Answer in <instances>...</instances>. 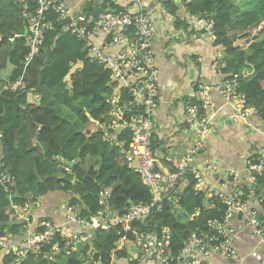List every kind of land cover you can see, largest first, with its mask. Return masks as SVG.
<instances>
[{"label":"trees","instance_id":"obj_1","mask_svg":"<svg viewBox=\"0 0 264 264\" xmlns=\"http://www.w3.org/2000/svg\"><path fill=\"white\" fill-rule=\"evenodd\" d=\"M159 1L163 3L166 0ZM233 2L189 0L186 9L191 17L210 16L215 38L213 48L222 53L223 73L238 76L239 92L245 95L247 105L255 110L258 119L264 122V0ZM172 3L167 2V10L175 6ZM21 13L22 7L15 0H0V72L6 69V59L9 58L12 69L7 82L23 75L27 87L25 92L0 88V168L11 176L5 186L0 184L1 229L8 227L12 236L22 235L24 225L12 218L10 207H24L31 202L28 198L31 188L37 189L33 202L55 191L68 194V206L77 207L78 216L86 221L99 211L119 216L130 206L149 202L152 198L149 190L142 184L139 174L128 168L122 153L127 149L129 134L122 132L114 138L116 133L107 128L112 118V107L106 100L116 88L110 83L109 68L92 61L83 43L57 29L45 33L39 53L22 74L21 62L29 49L25 44L27 27ZM87 14L97 16L102 13ZM170 14H175L172 8ZM48 20L55 22V17L50 15ZM7 34L13 35L14 39L1 41V37ZM76 62H82V68L71 77L70 83L64 82L70 67ZM4 83L0 81V86ZM67 86L68 90L65 89ZM30 90L38 94V102L31 101ZM78 100L90 103L88 115L83 106L77 104ZM61 109L74 117L79 130L60 116ZM98 125L103 131H98ZM87 156L97 159L98 170L85 171L77 164L62 179H55L60 165L58 159L72 162L76 157L83 159ZM255 179L258 186L264 185V175ZM194 183L193 178H186L181 191L164 197L161 212L143 223L131 225L137 233L152 235L158 241L166 240V253L170 258H175L182 251L190 233L213 235L208 224L219 222L225 213V207L219 202H214L210 208L204 206L207 194L194 192ZM263 205L259 207L261 214L264 213ZM175 210L186 220L179 219L174 214ZM36 230L41 231L39 228ZM78 232L82 235L90 233V245L69 252L67 246L56 238L39 255L43 259L44 255L53 253L54 260H37L33 253H29L21 264H83L91 252H94L95 260L111 264L110 251L120 238L133 246L134 234L118 228L107 231L83 228ZM52 245H57L56 252H51ZM115 255L116 258H126L127 252L117 251ZM61 256L66 257L63 262L58 260ZM4 260L8 264L14 257L7 254Z\"/></svg>","mask_w":264,"mask_h":264},{"label":"built area","instance_id":"obj_2","mask_svg":"<svg viewBox=\"0 0 264 264\" xmlns=\"http://www.w3.org/2000/svg\"><path fill=\"white\" fill-rule=\"evenodd\" d=\"M15 1L22 7L21 15L27 27L25 44L29 52L21 62L22 74L39 53L45 33L57 29L83 43L92 61L109 68L110 83L116 85L114 94L106 100L112 107L111 125L122 123L128 130L130 142L123 153L127 161L137 162V172L152 198L147 203L130 206L125 214L119 216L99 211L89 221L80 218L75 207L67 206L64 223L55 224L43 219L38 227L41 231H36L20 243L13 242L0 233V251H10L20 260H24L28 253H33L35 259H40L43 248L59 238L69 252H76L77 245L84 242V235L78 230L90 226L92 229L107 231L118 228L123 232L133 233L132 244L136 253L128 254L127 260L130 263L144 260L148 264H201L213 254L228 259L236 256L235 235L229 223L231 217L237 215L241 216L240 221L250 238L256 241L251 249L252 257L264 264V213L259 211V207L264 204V185L258 186L255 179L264 175L262 156L245 158V177L238 172H228L223 191L205 186L203 175L196 168L198 155L205 151L204 140L215 131L213 127H209V90H216L230 104L231 120L244 121L254 110L247 105L245 95L238 90V76L223 73L220 52L213 60L210 71L214 76H220L221 81L196 89L184 106V125L190 130H197V142L182 160L168 158L169 170L164 172L157 170L151 147L159 92L158 72L154 61L155 26L150 11L140 8L135 13L112 11L88 16L87 13H75L63 0ZM136 3L139 5V0ZM50 15L55 17V22L48 20ZM212 26L211 21L200 20L195 23L194 29H204L214 39ZM111 49L116 51L109 52ZM4 90L25 92L23 75L6 85ZM38 100L37 96L34 102ZM130 112L132 115L127 118L126 114ZM189 177L195 180L193 190L208 194L213 201L221 203L225 207V213L220 222L208 224L213 235L199 236L196 232L190 233L182 251L175 258H170L166 253V240L158 241L152 235L137 233L131 225L135 222L143 223L150 216L161 212L164 197ZM8 180H11V176L0 168V184L5 186ZM24 211L20 207H12L16 218ZM71 227H76V231H72ZM126 246L129 244L120 238L110 251L111 259L116 258L117 251L126 250ZM56 251L57 245H52L51 252ZM52 254L44 255L43 259L51 260ZM84 263L102 264L95 260L94 252L84 258Z\"/></svg>","mask_w":264,"mask_h":264},{"label":"crops","instance_id":"obj_3","mask_svg":"<svg viewBox=\"0 0 264 264\" xmlns=\"http://www.w3.org/2000/svg\"><path fill=\"white\" fill-rule=\"evenodd\" d=\"M65 5L75 13H105L111 11H126L135 13L140 8L150 11L151 19L155 26L154 61L158 72V102L154 112V134L152 149L157 163V169L168 171V158L182 160L197 142V130H190L184 125V106L194 91L202 86L221 81L220 76H214L210 66L219 51L213 48V38L204 29L196 31L195 23L201 17H191L186 9V2L177 0L171 8L166 9V4L171 0H63ZM204 20V19H203ZM111 49L109 52H115ZM221 57L222 53L220 52ZM223 62V60H222ZM224 63V62H223ZM3 73L0 72V76ZM1 88V86H0ZM1 90V89H0ZM210 107V128L215 131L203 142L205 151L198 155L196 168L203 175L205 186L212 190H224L223 184L227 180L228 172H238L246 176L245 158L252 155H261L264 159V122L258 119L253 110L246 120H231V106L216 90L208 93ZM37 95L31 94V101ZM81 105V104H80ZM84 110V109H83ZM84 112L88 115L89 112ZM73 125V124H72ZM74 129L79 130L75 123ZM97 129H99L97 127ZM21 131L18 134L21 141ZM78 158V157H76ZM75 158V159H76ZM2 160L0 142V166ZM128 168L134 172L137 162L125 161ZM85 171L98 170L99 164L95 157L79 159L78 163ZM67 170L60 164L55 174V179H62ZM179 186L178 192L181 191ZM37 189L29 190L28 198L32 200L26 204V211L20 219L24 225L21 236L13 239L18 241L32 235L43 219H48L55 224H62L66 220L68 194L52 192L38 198ZM77 208V207H76ZM77 210V209H76ZM264 210V205H263ZM78 211V210H77ZM181 215V213H179ZM182 216V215H181ZM184 220L185 217L182 216ZM180 219V218H179ZM241 216H232L229 227L235 235L236 256L231 259L213 254L205 260L207 264H260L252 257L251 249L256 241L250 238L249 232L243 226ZM90 228L92 227H83ZM83 228L78 231L81 232ZM76 231V227L70 228ZM8 233V227L3 229ZM84 234L83 245H90L91 237ZM84 246V247H85ZM129 252L134 253L133 246H128ZM134 249V251H133ZM82 260V258L80 257ZM0 264H5L0 258ZM8 264H10L8 262ZM111 264H129L126 258L112 259ZM131 264H148L144 260Z\"/></svg>","mask_w":264,"mask_h":264},{"label":"clouds","instance_id":"obj_4","mask_svg":"<svg viewBox=\"0 0 264 264\" xmlns=\"http://www.w3.org/2000/svg\"><path fill=\"white\" fill-rule=\"evenodd\" d=\"M172 2H176V1H174V0H171ZM187 1V3L189 2V0H186ZM112 12V11H111ZM22 16V15H21ZM199 18V17H198ZM205 20V21H211V19H210V16L209 17H201L198 21H200V20ZM24 20V19H23ZM212 23H213V21H211ZM213 27V26H212ZM211 31H212V29H211ZM213 34V33H212ZM214 36V35H213ZM215 39V38H214ZM214 39H213V41H214ZM12 40V39H11ZM220 61L222 62V57L220 56ZM212 64V63H211ZM222 64L224 65V63L222 62ZM225 66V65H224ZM6 70V69H5ZM4 70V71H5ZM4 71H3V73H4ZM11 72V71H10ZM2 73V74H3ZM1 74V75H2ZM10 79V78H9ZM0 81H5L6 83H4L2 86H1V88H2V90H4V87L6 86V85H8L9 83H11V82H7L6 80H0ZM15 81V80H14ZM13 82V81H12ZM26 90H27V87H26ZM30 92V94H35V91L34 90H30L29 91ZM35 95H37L38 96V94H35ZM39 97V96H38ZM39 101V100H38ZM37 101V102H38ZM32 102H34V101H32ZM128 114H131L132 115V113L130 112V113H127L126 114V117L127 118H129V117H131V115L128 117L127 115ZM110 120H111V122H110V124L108 125V130H110V131H113L114 133H116L117 132V130L119 129V128H122V131L120 132V133H122V132H125V133H128L129 134V132H128V130L124 127V125L122 124V123H120L119 125H111L112 124V118L110 117ZM99 129H98V131L99 132H101V131H103V129L100 127V125H98L97 126ZM119 133V134H120ZM118 134V135H119ZM154 134V133H153ZM117 134L114 136V138H116L117 136H118ZM129 137H130V135H129ZM153 137V136H152ZM0 138H1V134H0ZM129 142H130V138H129ZM151 143H152V141H151ZM129 144V143H128ZM152 147V146H151ZM127 148H128V146H127ZM127 150V149H126ZM126 150H124V151H122V153L123 152H125ZM152 153H153V149H152ZM123 155H124V153H123ZM153 156H154V153H153ZM124 157H125V155H124ZM155 158V157H154ZM156 160V159H155ZM62 161V160H61ZM78 161H79V158H78ZM125 161H127L126 160V158H125ZM62 162H68V161H62ZM72 162H74V161H72ZM78 163V162H77ZM168 163V162H167ZM60 164H63V163H60ZM75 165H77V164H75ZM74 165V166H75ZM66 166V165H65ZM73 166V167H74ZM1 167V166H0ZM66 168H67V170L69 171V169L70 168H68L67 166H66ZM156 168H157V163H156ZM158 170V169H157ZM135 172H137V168H136V170H135ZM138 173V172H137ZM140 176V175H139ZM141 179V178H140ZM186 179V178H185ZM184 179V180H185ZM184 180L181 182V184L184 182ZM141 182H142V180H141ZM142 184H143V182H142ZM181 184L179 185V186H181ZM144 185V184H143ZM179 186L177 187V188H175L171 193H174L175 192V194L176 193H178V189H179ZM194 186V185H193ZM193 186H192V190H193ZM147 188V187H146ZM194 191V190H193ZM195 192V191H194ZM211 199V201H210V204H208L209 203V200ZM214 202H217V201H213L212 200V197H210L208 194H207V197H206V201H205V204H204V206H206L207 208L209 207H211L213 204H214ZM221 204V203H220ZM222 205V204H221ZM12 207H20V206H16V205H11V207H10V210H11V212H12ZM21 209H25V211H26V205L24 206V207H20ZM75 209H78V208H76L75 207ZM25 211L24 212H22L21 214H20V217H18V218H16V217H14V215H13V213H12V218L13 219H15L16 220V222L17 221H21L20 219L22 218V216H23V214L25 213ZM107 212V211H106ZM124 214V213H123ZM48 220V219H47ZM217 222V221H216ZM220 222V221H219ZM2 226V225H1ZM1 226H0V233L2 234V235H4V236H6L8 239H10V240H12L13 242H16V243H20V242H22L23 240H25L26 238H22L21 240H18V241H16V240H14L13 238L14 237H16V236H12L9 232L8 233H4V231L1 229ZM37 231V230H36ZM35 231V232H36ZM34 232V233H35ZM33 233V234H34ZM31 236V235H30ZM20 237V236H19ZM29 237V236H28ZM78 246H84L83 244H80V245H77V250H80L79 248H78ZM83 248V247H82ZM126 252H127V256H128V254L129 253H131V252H129V249H128V246H126V250H125ZM7 254H9L10 256H13L14 257V260H11V262H9L10 264H21L23 261H25V259L27 258V256L25 257V259L24 260H20L19 258H17L16 257V255H14L12 252H10V251H7V250H1L0 251V255L4 258ZM29 254V253H28ZM27 254V255H28ZM33 256H34V258H35V255L33 254ZM127 256H126V260H127ZM54 255L52 254V259L51 260H47V259H37V260H47V261H52V260H54ZM127 262H128V260H127ZM135 262V261H134ZM134 262H131V263H134ZM138 262V261H137ZM129 264H131L130 262H128ZM83 264H85L84 262H83Z\"/></svg>","mask_w":264,"mask_h":264},{"label":"water","instance_id":"obj_5","mask_svg":"<svg viewBox=\"0 0 264 264\" xmlns=\"http://www.w3.org/2000/svg\"><path fill=\"white\" fill-rule=\"evenodd\" d=\"M3 39H14V36L11 34H7L4 37H1V41ZM18 39H22V37H19ZM48 58V55L46 56V60ZM83 63L82 62H76L74 65H72L69 69V72L66 74L65 78H64V82L70 83L71 81V77L82 68ZM12 69V65L9 62V58L6 59V70L4 71V73L0 76V80H8L11 77V72L10 70ZM66 90L69 89V87L67 86L65 88ZM131 114H128L127 116L129 117ZM122 131V128H119L116 132V134L118 135L120 132ZM78 162V158H76L74 160V162H62L60 159L57 160V163H63L64 165H66L68 168H72L75 164H77ZM74 181H72L73 183ZM15 197H17V193H15ZM122 213H126V210H123ZM1 226V223H0ZM79 249H82V246H78Z\"/></svg>","mask_w":264,"mask_h":264},{"label":"rangeland","instance_id":"obj_6","mask_svg":"<svg viewBox=\"0 0 264 264\" xmlns=\"http://www.w3.org/2000/svg\"><path fill=\"white\" fill-rule=\"evenodd\" d=\"M240 2L241 1H239L238 3H237V5H239L240 4ZM234 4L236 3V0H234V2H233ZM78 103V105H82L83 106V109L86 111V112H89L90 110H91V105H90V103L88 102L87 103V101H85V100H78L77 101ZM59 113H60V116L63 118V119H66V120H68V122H71L73 125L76 123L75 121H74V117L70 114V113H68L66 110H64V109H61L60 111H59ZM72 125V126H73ZM180 212H178L177 210H175V215L178 217V218H180L181 220H184L183 219V217L179 214ZM0 258L2 259V262H4L5 260H4V258L0 255ZM57 259V258H56ZM66 259V257H64V256H61L58 260L60 261V262H63L64 260ZM5 263V262H4Z\"/></svg>","mask_w":264,"mask_h":264}]
</instances>
